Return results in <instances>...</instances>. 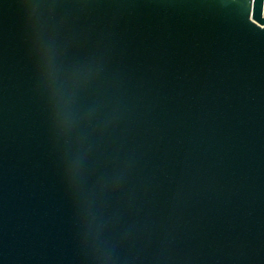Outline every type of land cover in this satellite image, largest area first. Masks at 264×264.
<instances>
[{
  "label": "water",
  "instance_id": "water-1",
  "mask_svg": "<svg viewBox=\"0 0 264 264\" xmlns=\"http://www.w3.org/2000/svg\"><path fill=\"white\" fill-rule=\"evenodd\" d=\"M0 264H264V0H0Z\"/></svg>",
  "mask_w": 264,
  "mask_h": 264
}]
</instances>
